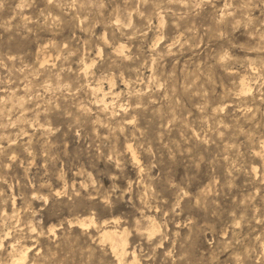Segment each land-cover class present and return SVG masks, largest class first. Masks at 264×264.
Masks as SVG:
<instances>
[{
  "label": "rangeland",
  "instance_id": "rangeland-1",
  "mask_svg": "<svg viewBox=\"0 0 264 264\" xmlns=\"http://www.w3.org/2000/svg\"><path fill=\"white\" fill-rule=\"evenodd\" d=\"M24 248L264 264V0H0V264Z\"/></svg>",
  "mask_w": 264,
  "mask_h": 264
},
{
  "label": "bare ground",
  "instance_id": "bare-ground-1",
  "mask_svg": "<svg viewBox=\"0 0 264 264\" xmlns=\"http://www.w3.org/2000/svg\"><path fill=\"white\" fill-rule=\"evenodd\" d=\"M118 48H119V51L118 50L117 51L118 52H122L124 46L123 45H119ZM84 64H85V68H87L88 65L86 64V62H84ZM241 84H242V92L246 93L247 91H249V87L244 83V80H242ZM95 87H91L90 89L92 91H95V90H97ZM110 91H112V90H110ZM100 92H102V91H100ZM99 100H100V103H102V105H104V106L109 104V102L107 101V99L104 96L101 99H99ZM19 102H21V101H19ZM96 103H97V100H96ZM20 105H22V104H20ZM134 159H135V157H134ZM80 224H81V226H85L86 225L85 222H81ZM101 238H102V240L108 241L110 243L112 252L117 257L119 262L125 261V257L128 254L127 247H126L128 240H127V233H126L125 230L118 231V230H116V228H107V227H105V228H103V230L101 232ZM26 258H27V248H24L23 250L20 251L18 257L12 259V263L11 264H21V263H23L26 260ZM128 264H140V261H139V259L136 256L134 251H132V253H131V261Z\"/></svg>",
  "mask_w": 264,
  "mask_h": 264
}]
</instances>
